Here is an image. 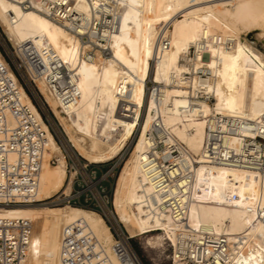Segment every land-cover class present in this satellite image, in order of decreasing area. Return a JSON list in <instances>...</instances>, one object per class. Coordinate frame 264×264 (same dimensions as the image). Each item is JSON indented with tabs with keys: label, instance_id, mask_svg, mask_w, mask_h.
<instances>
[{
	"label": "bare ground",
	"instance_id": "obj_1",
	"mask_svg": "<svg viewBox=\"0 0 264 264\" xmlns=\"http://www.w3.org/2000/svg\"><path fill=\"white\" fill-rule=\"evenodd\" d=\"M115 3L118 29L108 41L107 56L98 50L89 56L91 45L51 20L40 0H0V27L12 47L28 43L44 62L55 61L70 75L78 95L67 108L61 92L53 91L44 79L35 85L63 126L68 148L76 156L89 163L111 161L139 128L111 204L110 216L125 229L128 239L156 232L148 246L164 240L175 249L186 240L222 239L226 258L215 264H264V171L212 164L204 155L206 127L212 117L220 115L235 127L227 140L235 148L245 138H253L252 129L264 131V53L256 48L255 40L243 35L258 29V40L264 36V0ZM81 4L85 11L86 3ZM218 37L229 47L218 45ZM191 48L195 50L192 57ZM150 61L154 63L152 79L160 91L155 96L158 102L148 99L140 122ZM0 63H6L1 53ZM200 86L213 98L212 104L198 99ZM22 98L42 120L24 89ZM153 110L160 126L158 137L165 146L163 158L182 160L192 171L184 221L164 210L158 185L149 176L159 166L151 164L148 155ZM44 125L48 140L39 175V203L0 206V218L31 223L26 264H61L62 229L79 219L111 251L116 239L100 214L43 203L63 187L66 176L65 156ZM123 244L134 263L141 264L124 240ZM111 257L114 264H120Z\"/></svg>",
	"mask_w": 264,
	"mask_h": 264
},
{
	"label": "built area",
	"instance_id": "obj_2",
	"mask_svg": "<svg viewBox=\"0 0 264 264\" xmlns=\"http://www.w3.org/2000/svg\"><path fill=\"white\" fill-rule=\"evenodd\" d=\"M40 1L51 20L65 25L82 43L91 45L89 56L93 50L104 56L109 54L108 41L117 31L119 21L115 0H97V3L95 0ZM83 2L86 3L85 11L80 9ZM215 42L229 47V43L224 44L220 37ZM10 54L11 65L6 60V63H0V206L4 207L39 203V175L48 140L44 122L22 98L23 89L17 76L34 84L36 80L44 79L53 91L61 92L66 108L76 102L78 95L68 72L55 61L44 62L30 44L24 43L17 49L13 47ZM199 76L207 78L202 73ZM199 88L198 99L212 104L213 98L202 92V86ZM159 91V85L148 80L146 101H157L155 96ZM152 115L154 123L148 134L151 143L148 155L151 164L159 166L149 176L158 185L164 210L177 221H184L192 171L181 164L183 161L177 150L172 149V154L181 161L169 162L163 158L161 151L165 146L158 137L160 126L155 122L158 118L155 110ZM234 130L235 127L220 115L208 120L204 143L207 161L264 171V131L252 129L251 132L255 133L253 138H245L235 148L227 141ZM54 161L53 157L49 160L52 164ZM173 189L176 190L173 192ZM119 229L121 236L114 230L117 239L108 251L86 221L79 219L64 226L60 244L61 264H114L112 255L120 264H135L133 255L123 244L124 240L129 246L125 229ZM31 236L32 225L28 220L0 218V264H26ZM170 248L171 264H215L217 260L224 262L227 254L224 240L214 241L208 237L199 242L186 240L184 246Z\"/></svg>",
	"mask_w": 264,
	"mask_h": 264
},
{
	"label": "rangeland",
	"instance_id": "obj_3",
	"mask_svg": "<svg viewBox=\"0 0 264 264\" xmlns=\"http://www.w3.org/2000/svg\"><path fill=\"white\" fill-rule=\"evenodd\" d=\"M260 31L258 29H252L249 32H244L243 35H248V38H251L253 41L255 40L256 43V48L264 53V36L258 40V34ZM263 38V39H262ZM262 41V42H261ZM13 45L10 44V42L7 40L6 36L4 35L2 28L0 27V53L3 57L4 60H6L8 63H10L11 59V54L10 51H13ZM194 49L191 48L190 50V56L192 57L194 55ZM5 61V62H6ZM11 65V63H10ZM153 72H154V63L153 61H150V66H149V73L148 77L145 81V99H144V107L142 109V114L140 117V122L143 120L144 117V112H145V106L147 104L146 101V83L148 80L153 82ZM22 88L23 86L27 88L31 95V102L34 104L38 112L40 113L42 120L44 123L47 125L49 131L52 133L53 137L55 138L57 144L60 146L62 153L65 156L66 160V176L63 182V187L52 193L51 198L44 201L43 203H47L50 207L52 208H64L68 205V202L64 199L65 194L69 193V186H67L69 183H71L72 178L82 180L86 182L88 187L84 184V188L89 189V187L92 188L93 193L96 194V191L94 190V184H90L88 173L85 171L84 167L85 166H80L84 164H89L86 160L83 158L76 156V154L72 153V151L68 148L66 138L64 136V132L62 131L63 126L60 124L58 119L54 116L53 112L45 102L43 96L40 94L38 88L36 85L32 82H29L28 80L21 78L17 76ZM148 87H150L149 83L147 84ZM24 89V88H23ZM25 91V90H24ZM57 119V120H56ZM138 131L139 128H137L132 135V137L129 139L123 150L119 153V155L114 158L111 161H108L109 163H115V168L116 171L113 174V183L111 186V193L110 196H108L107 201L108 204H101L103 211H99L98 213L103 217L107 225L110 227L111 232L114 236L115 239H117V236L114 232V230L120 233V229L114 218H112L111 211H112V199H113V193L116 188V183L118 180V177L120 175V172L122 168H124V165L126 162L130 159L131 154L133 152L134 145L136 143V140L138 138ZM62 136V137H61ZM70 151V152H69ZM52 166L56 163L52 164L49 162ZM88 177V178H87ZM83 184V183H82ZM39 205H37L38 207ZM72 206V205H71ZM75 207V206H74ZM78 208V207H76ZM101 212V213H100ZM110 213V214H108ZM105 215V216H104ZM110 217V218H109ZM116 223V224H115ZM121 227V226H120ZM159 233H149L145 234L143 236H138L134 239H128L129 246L131 250L134 252L135 256L137 257L138 261L141 264H171V248L172 247L167 241H152L151 245H147L149 240H152L156 235ZM127 236V235H126ZM126 244V243H125ZM247 250H245L246 252Z\"/></svg>",
	"mask_w": 264,
	"mask_h": 264
},
{
	"label": "crops",
	"instance_id": "obj_4",
	"mask_svg": "<svg viewBox=\"0 0 264 264\" xmlns=\"http://www.w3.org/2000/svg\"><path fill=\"white\" fill-rule=\"evenodd\" d=\"M80 166H85L84 169L88 173L90 184H94L96 194L93 193L91 187L89 189L84 188V184L88 187L86 182L75 180L73 177L71 183L67 185L69 186V193H64V199L68 204L78 208L96 213L103 211L101 204H108L107 198L110 196L113 174L116 171L115 163H89Z\"/></svg>",
	"mask_w": 264,
	"mask_h": 264
},
{
	"label": "trees",
	"instance_id": "obj_5",
	"mask_svg": "<svg viewBox=\"0 0 264 264\" xmlns=\"http://www.w3.org/2000/svg\"><path fill=\"white\" fill-rule=\"evenodd\" d=\"M23 88H24V90H25V92H26V94L31 98V95H30V93H29V91L27 90V88L26 87H24L23 86ZM45 121V120H44Z\"/></svg>",
	"mask_w": 264,
	"mask_h": 264
}]
</instances>
